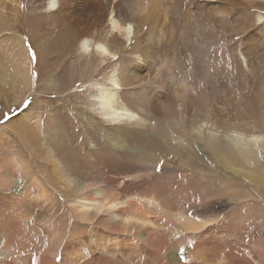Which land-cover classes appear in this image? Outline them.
Segmentation results:
<instances>
[{
    "label": "bare ground",
    "instance_id": "obj_1",
    "mask_svg": "<svg viewBox=\"0 0 264 264\" xmlns=\"http://www.w3.org/2000/svg\"><path fill=\"white\" fill-rule=\"evenodd\" d=\"M212 1L39 0L38 4L33 5L34 8L44 9L45 14L48 15H54L58 11L62 20L64 22L67 20V28L72 30L71 27L74 26L77 29L78 33L74 35L79 34L80 37L78 49L73 56L75 60L71 62L73 65L82 60L88 65L93 55L94 58L97 57L101 62H105L104 66L114 67L108 76L101 79H94L98 71L96 67H93L88 81L79 88L90 97L85 102L92 110L90 111L103 122L117 126H115V132H107L105 126L102 133L105 139L97 137L96 142L102 143L108 150L118 148L121 142L120 146L123 148L124 143H127L132 145L134 154L145 158L146 151L134 143L135 140L133 142L132 138L136 140L154 138L162 146L163 150H161L166 154L165 160L177 157V160L179 158L181 163L186 164L192 163V159H199V164L207 165L208 170L215 175L219 166L224 170L234 172L237 176L240 174L242 176V170L246 169L245 178H250V182H253L259 189L258 184L264 177V166L260 162L261 154L264 155V80H260L251 93L241 94L240 97H243L240 103L241 109L233 113L225 112L224 107L220 106L221 103L219 104L215 98H210L212 93L208 85V80L213 76L218 78L223 70V65L219 64V54L215 51L218 43H215L210 33L205 36V31L210 32L212 29L209 27L212 19L203 18L200 13L197 18L190 16L186 17L185 22H181L179 18L182 14L178 12V16L174 18L171 15L173 7L167 6L170 5L169 3H174L179 4L182 9L187 5L202 8L210 7L213 4ZM228 2L239 5L241 8L245 7V3L241 0L223 1V3ZM149 5L154 8V11L162 6L165 7L162 9L163 24L159 22L160 18L155 13L149 16V8H147ZM168 13L169 17H167ZM211 16L217 19L224 17L225 14ZM263 18L264 13L257 12L254 22L262 24ZM198 22L203 23L204 27L201 30L204 32L199 30L198 33L197 30V33L194 31L191 33ZM187 31L189 34L186 36L184 34ZM247 36L246 34L245 39ZM91 42L94 45V51L88 53ZM17 43H10L11 49H9V56L15 60L18 52V50L15 52ZM188 43L191 45L187 47L189 56L184 60L180 56L181 44ZM239 53H242L245 59V62H242L243 66H251V61L245 57L246 52L239 50ZM195 62L201 69V76L197 80L194 78L197 70ZM184 63L189 66V69L178 77L176 73H180L178 70L182 66L186 67ZM103 68L100 67V69ZM262 71L261 74L264 73V67ZM48 79H46V84H48ZM176 84L179 85V91L175 88ZM191 107H193L192 111H190ZM161 122H166L168 125V131L164 134L153 136L144 131L152 130L153 127L156 131H160L158 126ZM7 124L13 126L16 132H25V127L21 126L22 121L18 117L13 118ZM177 128L179 131L176 130V133H179V138H182L185 146L175 145L170 141L171 138L169 139L168 132ZM230 133L235 136L224 138ZM57 144L58 142L55 143V141L49 144V154L46 156L44 153L47 152L43 151L46 156L43 159L54 164L53 172L57 183L54 189L56 192L58 189L65 196L70 209L77 218L74 221L83 222L84 228L87 229L85 225L95 224V228L93 227L95 245L91 246L93 249L91 264H111V260L113 264H119V261L126 258L122 255L128 248H132L130 251L134 250L136 253H138L137 248L142 249L149 256L151 255L150 257L164 264H264L263 243L259 237L251 243L244 241L245 231H248V228L243 222H237L234 219H214L217 213L220 214L224 208V200L216 197L212 202L214 205H209L205 197L204 201L191 203L188 209L190 212L184 209L186 213L178 215L182 219H169L167 222L151 219L152 212L145 206L152 203L154 196L146 197L147 203L140 201V209L129 212L128 205L131 201L125 195L127 194L126 189L113 187L107 190L106 187L114 186V180H110L111 178L107 175L101 177L97 174L98 179L89 176L88 172L82 171L79 166L75 165L71 157L68 159L67 156H62L57 150ZM94 144V147L98 148L97 144ZM187 152L195 157L188 158ZM198 153L200 154L197 155ZM3 156L0 154V178L6 175L2 180L7 183L9 179L12 193L18 195L23 191H40L39 178L31 172L27 158L26 160L23 157H6L5 159ZM194 163L197 164L196 161ZM152 164L157 166L158 163ZM183 167L186 166L183 165ZM212 192L219 196L214 191ZM40 195L43 196V193ZM138 199H145V197L138 196ZM237 199L235 197V200ZM39 200L46 199L44 197ZM56 201L57 199L52 195L51 212L56 211ZM187 213H202L212 218L189 219ZM24 224V219H18L13 215L7 216L0 211V264H57L55 258H45L40 262V259H34V256L29 257L24 249ZM32 224L35 228L39 227L33 222ZM188 233H192V236L196 238L194 244L181 246L182 252L180 253L176 252L177 250L168 251V237L178 234L175 236L177 239L175 244L178 245L188 237ZM111 236L116 239L104 242V239ZM129 239L135 242L131 243ZM64 249L65 253H61L60 250L57 252V255H60V264H76L78 252L75 251L74 260L71 263L70 250L68 251L67 246Z\"/></svg>",
    "mask_w": 264,
    "mask_h": 264
},
{
    "label": "rangeland",
    "instance_id": "obj_2",
    "mask_svg": "<svg viewBox=\"0 0 264 264\" xmlns=\"http://www.w3.org/2000/svg\"><path fill=\"white\" fill-rule=\"evenodd\" d=\"M112 1L116 2L117 0ZM223 1L213 0L210 7L202 8L187 5L182 9L179 4H177L178 7L174 3H169L170 5L167 6L173 7L171 15L174 18L178 16V12L182 14L179 18L181 22H185L186 17L197 18L200 13L203 18L212 19L211 25L209 24L212 29L210 32L206 30L205 36L210 33L215 39V43H218L215 51L219 54V64L223 65V70L218 75L221 80L215 76L208 80L212 93L210 98H215L219 104L221 103L220 106L224 107L225 112L233 113L241 109L240 103L243 98L240 97L241 94L251 93L255 85L260 80H264V73L261 74L264 67V18L262 24L254 22L257 12L264 13L262 8L264 0H262L263 2H260L261 0L259 2L258 0H241L245 3L244 8L233 5L231 2L223 3ZM36 3L38 4L39 0H0V136H2L0 154H3L5 159L6 157L27 158L31 172L39 178L38 184L40 183V191H23L18 196L10 190L9 179L6 181L8 184L2 180L6 175L2 176L0 178V211L7 216L13 215L18 219H24V249L29 257L34 256L33 258L40 259V262L45 258H55L57 264H60V255H57V252L60 250L61 253H65L64 248L67 246L68 251L70 250L71 263L74 260L75 251L79 254L76 264L92 263L93 249L91 246L95 245V234H93L95 224L85 225L88 227L87 229L84 228L83 222L74 221L77 218L70 209L65 196L58 189L57 192L54 189L57 186L56 175L53 172L54 164L43 159L49 154L48 146L53 141L58 142L57 150L62 156H67L68 159L71 157L70 159L74 160L75 165L79 166L82 171L88 172L89 176L98 179V175L101 177L107 175L111 178L110 180H114V186L106 187L107 190H111L113 187L126 189L127 194L125 193V195L131 201L128 205L129 212L140 209V201L147 203L146 197L154 196L152 203L145 207L152 212H150L151 219L167 222L169 219H182L178 215L181 213L184 215L186 213L184 209L190 212L188 209L191 203L204 201L207 198V203L214 205L212 202L218 197L225 201V205L220 211L221 213L218 212L214 219H234L237 222H243L244 226L248 228V231H245L244 241L251 243L259 237L264 247V177L260 184H258L259 181L256 182L260 186L257 189L255 184L250 182V178H245L247 176L246 169L242 170V176L239 175L241 178L234 172L224 170L221 166H219L221 169L216 170L217 174L215 175L208 170L207 165H200L199 159H192V163L186 164L181 163L179 158L177 160V157L165 160L166 154L154 138L143 140L132 138L133 142L135 140L134 143L146 151L145 158L134 154L132 145L127 143L123 142V148L120 146L121 142L118 148L108 150L102 143L95 141L97 137L105 139L102 134L105 126L107 132H115L116 125L103 122L95 113L91 112L92 110L85 103L90 97L79 88L88 81L93 67H96L98 71L94 79L105 78L113 71L114 67L112 65L104 66L105 62H101L97 57L94 58L93 55H91V62L88 65L84 60L73 65L71 62L75 60L73 56L78 49L80 37L79 34L74 35L77 29L74 26L71 27L72 30L67 28V20L65 19L64 22L58 11L54 16L45 14L44 9L34 8L33 4L36 5ZM147 8H149V16L155 13L160 18L159 22L164 23L162 14L164 6L156 11L151 5ZM222 13L225 16L221 18L215 19L211 16H220ZM167 15L169 17V13ZM197 26H194L195 30H192L191 33L193 31L197 33V30L198 33L199 30L203 31L201 30L204 27L203 23L199 24L198 22ZM188 34L189 31L184 35ZM246 34L248 35L247 40L245 39ZM67 42L69 45H65ZM10 43L18 45V47L15 45V52L16 50L19 52L16 53V60L9 56ZM181 45L180 56L185 60L189 56L187 49L191 45L190 43ZM93 47L91 42L88 53L94 51ZM239 50L246 52L247 56L245 55V57L251 61V66H243L242 62H245V59ZM101 66L104 68L100 69ZM185 66L178 70L180 73H176L178 77L181 73L188 71L189 66L186 64ZM196 68L195 77L192 73V78L197 80L201 76V69L198 64ZM46 79H48V84H46ZM175 88L178 89L179 85L176 84ZM90 114L92 116H89ZM15 117L21 119V126L25 127L24 133L16 132L13 126L7 124ZM159 125L160 131H156L154 127L151 128L152 130L144 131L153 136H159L168 131L166 122H161ZM173 127L176 128L174 125ZM176 130L179 131L177 128L168 132L169 139H172L170 141L175 145L185 146ZM206 132V134L209 133L207 130ZM219 135L222 134L219 133ZM234 136L233 133H230L224 138H233ZM90 139L92 140L90 141ZM94 143L98 148L94 147ZM187 153L188 158L195 157L190 152ZM41 154L43 156H40ZM261 155L260 162L264 166V155ZM195 161L197 164L194 163ZM154 162L158 163L157 166L152 164ZM203 163L206 164L207 161H203ZM183 165L186 167L184 168ZM212 191L219 196H216ZM38 193H43V196ZM52 195L57 199V208L55 207L56 211L51 212ZM138 196H143L145 199L139 200ZM44 197L46 200H39ZM235 197L239 199H237L238 202ZM187 218L209 219L212 217L206 214L202 215V213H187ZM32 222L39 227L35 228ZM176 235L167 238L168 251L177 250L176 252L180 253L182 252L181 246H190L196 240L192 233H188V237L176 245ZM114 239L116 238L111 236L104 239V242ZM129 241L135 242L133 239H129ZM131 249H125L122 256H126V258L119 261V264H164L150 257L151 255L149 256L142 249L137 248L138 253L134 250L130 251ZM110 262L114 263L113 260Z\"/></svg>",
    "mask_w": 264,
    "mask_h": 264
}]
</instances>
